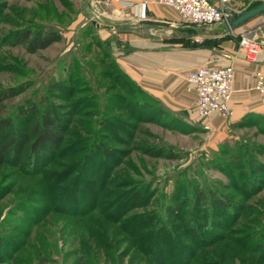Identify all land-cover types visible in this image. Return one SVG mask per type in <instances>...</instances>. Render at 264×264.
<instances>
[{
    "label": "rangeland",
    "instance_id": "rangeland-1",
    "mask_svg": "<svg viewBox=\"0 0 264 264\" xmlns=\"http://www.w3.org/2000/svg\"><path fill=\"white\" fill-rule=\"evenodd\" d=\"M262 1L228 6L233 16ZM143 3L150 19L136 0H0V122L28 134L52 110L63 137L53 153L27 146L0 163V264H264V116L232 104L198 116L192 67L177 94L146 90L126 42L148 32ZM170 9L161 15L183 25L155 27L164 43L219 53L220 37L203 40ZM25 30L62 38L31 53L17 43ZM126 77L162 113L142 111Z\"/></svg>",
    "mask_w": 264,
    "mask_h": 264
},
{
    "label": "crops",
    "instance_id": "crops-1",
    "mask_svg": "<svg viewBox=\"0 0 264 264\" xmlns=\"http://www.w3.org/2000/svg\"><path fill=\"white\" fill-rule=\"evenodd\" d=\"M137 6L141 2H147L150 6V19L166 21L174 24L161 14L172 15L170 8H163L156 5V0H136ZM174 10V9H173ZM175 11V10H174ZM147 17V16H146ZM142 19V18H141ZM139 18V20H141ZM166 19V20H165ZM139 27H146V35H135L126 33V42L131 46H137L138 52L132 53L133 61L139 66L138 80L140 84L148 91H153L163 98L170 92L178 93L179 89L185 88L187 85L186 78L183 75L187 68L191 69L209 62L212 58L220 56L221 58L228 54L232 56V61L225 58L219 61L220 65L233 63L234 65V81H233V99L232 108L234 115L253 113L255 116H264V98H262L254 89L255 73L258 70L264 71V13L253 18L249 22L243 24L232 34L226 36H203L204 39H212L220 37L222 39L217 52H212L210 46H203L202 49H197L193 53L191 51L180 50L178 37L173 38L170 35L166 42H163L162 31H157L155 27L147 24H140ZM220 26V25H219ZM216 30L214 26L209 27ZM164 32H177L178 28L164 27ZM242 36L257 39L262 48L256 60L249 61L245 57L244 48L241 46ZM202 37V38H203ZM131 59V58H130ZM194 60L192 62L186 61ZM127 64V63H126ZM190 69V70H191ZM189 71V70H188ZM173 93V94H174ZM240 114V115H239Z\"/></svg>",
    "mask_w": 264,
    "mask_h": 264
},
{
    "label": "built area",
    "instance_id": "built-area-1",
    "mask_svg": "<svg viewBox=\"0 0 264 264\" xmlns=\"http://www.w3.org/2000/svg\"><path fill=\"white\" fill-rule=\"evenodd\" d=\"M231 0H157L161 5L171 7L181 18L192 25L218 26L232 16L228 3ZM146 3H143L142 19H146ZM241 46L244 48L245 57L249 61L256 60L262 48L261 43L255 38L242 36ZM212 58L207 63L189 70L186 74L187 81L192 84L197 93V113L201 118L213 114L225 116L231 112L233 99V81L235 76L234 65L229 63L220 65ZM232 61L231 55H224L222 59ZM256 92L264 98V71L255 73Z\"/></svg>",
    "mask_w": 264,
    "mask_h": 264
},
{
    "label": "trees",
    "instance_id": "trees-1",
    "mask_svg": "<svg viewBox=\"0 0 264 264\" xmlns=\"http://www.w3.org/2000/svg\"><path fill=\"white\" fill-rule=\"evenodd\" d=\"M259 3L261 2H258L257 4ZM61 38V35L58 33H33V31L30 30H25L16 37L17 43L25 45L27 50L31 53L45 49L53 43L60 41ZM126 78L132 85V88H134L135 96L138 97V95H140V97H138L140 98L139 102L144 105L141 106L142 111H145L146 107L150 108L152 105L155 106L157 103L158 106L156 107L162 113L164 107L157 99H154V97L146 93L147 91L137 85L133 80L128 77ZM153 99L155 102L152 101ZM51 111L52 110L46 109H44V111H38L40 114L38 121L32 126L28 134L14 129L13 122L9 118H5L0 122V163L5 162L10 154H14L13 156L17 155V162H19L27 146L30 148V156H34L35 153L37 154L36 159H38V156L42 153H53L59 149L63 139L59 133V130L62 127V118L58 112ZM214 201L217 205L219 204L220 207L230 206V204L220 200L215 195ZM169 209H171V207H169ZM163 224L162 227L164 226ZM153 236L154 234L152 230L150 237ZM154 240H157V238Z\"/></svg>",
    "mask_w": 264,
    "mask_h": 264
},
{
    "label": "water",
    "instance_id": "water-1",
    "mask_svg": "<svg viewBox=\"0 0 264 264\" xmlns=\"http://www.w3.org/2000/svg\"><path fill=\"white\" fill-rule=\"evenodd\" d=\"M264 13V1L261 3L247 9L244 11H240L239 13L231 16L227 20H225L218 30H213L208 26L203 25H193V27L197 28L199 33L203 36H226L228 34L234 33L239 27L243 24L249 22L253 18ZM139 24H147L151 26H163V27H174L179 28V26L183 24H171L166 21L154 20V19H141L137 21Z\"/></svg>",
    "mask_w": 264,
    "mask_h": 264
},
{
    "label": "bare ground",
    "instance_id": "bare-ground-1",
    "mask_svg": "<svg viewBox=\"0 0 264 264\" xmlns=\"http://www.w3.org/2000/svg\"><path fill=\"white\" fill-rule=\"evenodd\" d=\"M141 13L143 14V11H141Z\"/></svg>",
    "mask_w": 264,
    "mask_h": 264
}]
</instances>
